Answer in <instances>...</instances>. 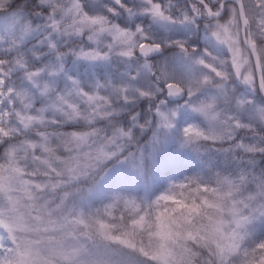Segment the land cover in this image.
<instances>
[{
  "label": "snow or ice",
  "instance_id": "obj_1",
  "mask_svg": "<svg viewBox=\"0 0 264 264\" xmlns=\"http://www.w3.org/2000/svg\"><path fill=\"white\" fill-rule=\"evenodd\" d=\"M0 264H264V0H0Z\"/></svg>",
  "mask_w": 264,
  "mask_h": 264
}]
</instances>
